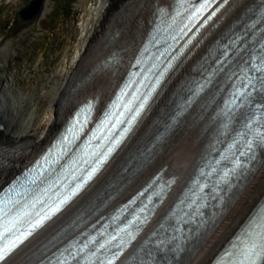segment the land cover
Here are the masks:
<instances>
[{
	"label": "bare ground",
	"instance_id": "6f19581e",
	"mask_svg": "<svg viewBox=\"0 0 264 264\" xmlns=\"http://www.w3.org/2000/svg\"><path fill=\"white\" fill-rule=\"evenodd\" d=\"M85 1L87 0H82V15L78 19L82 34L74 46L73 56L68 65L59 70L57 80L43 98L36 104L34 101L38 97L31 94L20 91L12 93L11 89L4 87L0 90V159L4 164L3 169L23 166L37 157L73 109L89 96L100 94L101 105L107 102L143 40L144 28L152 15L153 4L157 2L95 0L96 5L87 9L83 6ZM253 1L260 2L239 0L223 22L227 21L229 26L232 25L237 18L231 15L238 5L244 2L236 12L241 17L244 11L239 12L242 9L247 11ZM195 57L196 55L188 65L183 66L185 68L177 77H180L186 68L190 71L193 69L192 66L197 61ZM190 77L187 76L181 81L177 95L184 92ZM170 89L171 87L166 93ZM177 95H172L168 107L173 106ZM26 96L31 100L28 113L27 106L24 107ZM207 107V103L196 107L153 149L150 145L159 137L156 127L166 107L160 116H157L159 120L155 127L149 129L148 124L152 119L150 114L139 126L132 143L116 159L115 164L109 167L108 174L93 188L86 208L92 209L97 204L98 208L109 200L110 206L115 205L132 194L159 169H164L166 179L174 181L172 191L178 193L188 178L190 169L192 171L194 163L208 147V140L211 139ZM145 128L149 130L139 139V134L144 132ZM261 164L258 174L247 176L243 180L245 191L235 192L229 203L210 222L213 229L190 245L192 253L201 255L194 264H210L247 216L258 206L264 196V154ZM0 175L3 176L4 172ZM23 258L19 257L13 264H26L30 257Z\"/></svg>",
	"mask_w": 264,
	"mask_h": 264
},
{
	"label": "rangeland",
	"instance_id": "374dc122",
	"mask_svg": "<svg viewBox=\"0 0 264 264\" xmlns=\"http://www.w3.org/2000/svg\"><path fill=\"white\" fill-rule=\"evenodd\" d=\"M28 1L0 0V90L31 94L37 104L73 56L82 34V0H44L39 15L19 23L15 13ZM95 5V0L83 4L87 9ZM25 98L28 113L31 100Z\"/></svg>",
	"mask_w": 264,
	"mask_h": 264
},
{
	"label": "snow or ice",
	"instance_id": "6c2138e0",
	"mask_svg": "<svg viewBox=\"0 0 264 264\" xmlns=\"http://www.w3.org/2000/svg\"><path fill=\"white\" fill-rule=\"evenodd\" d=\"M224 2L226 3L227 0H224ZM203 7L204 5L201 6V8ZM196 11L199 12L201 9H197ZM185 27H187V25H185ZM181 31H183V29H181ZM224 55L227 57L228 53L225 52ZM248 72L253 74L249 75ZM241 79L243 80L242 87L237 89L234 94L235 100H239L240 104L237 105L233 102V108L240 107L244 103L251 101L255 93H264V44L261 45L258 54L250 58L247 72H245V75L242 76ZM159 82V79H157L156 83L159 84ZM146 99L147 98H145V103ZM254 106L257 108H264V104H255ZM144 107V103L139 105L132 120H135L136 116L140 115V112ZM229 111H231V109H229ZM121 115H123V113H121ZM117 123H121V121L117 120ZM254 123L256 122L249 121L247 125L248 132L246 133L249 138L244 142L243 147L245 150H242L239 153L240 157L247 155L250 160H255V153L258 148H264V127H261L258 123L253 127ZM128 124L129 127L123 129L121 138L130 130L132 121H129ZM119 143L120 138L114 142L113 147L108 148L107 152L100 157L96 165L88 170L84 179L72 186L61 198L54 201V204H45L43 201H40L39 203H41L42 207L39 211H35L34 215L29 212L24 213V216L30 217L28 220L30 226L26 231L19 232L14 239H11L8 243L0 246V264H2V262L15 250L16 247H18L19 244L23 243V241L27 239L28 236L32 235L36 229L41 227L45 221L51 219L55 213L59 212L64 205L83 189L84 185L95 176L99 171L100 166L108 159L109 155L114 150V147ZM233 164L234 167L225 172L223 178L234 175L241 169L247 168L248 161L240 160V158L237 157L233 161ZM213 171H215V169H213ZM224 182L228 183L227 180ZM205 187H207L206 184L200 188V191L202 192ZM56 195L59 197V192H57ZM157 195H159V193ZM149 202H151V198ZM146 207L147 206H145V208ZM32 208L35 209V205H32ZM145 208H141V212H144ZM190 208L192 211L188 213L189 215H191L192 212H195L197 215L200 214L199 207L196 206L195 200L191 201ZM137 219L140 220L141 218L137 217ZM33 220L34 222H32ZM147 220L148 216L145 215L141 220V223H144ZM184 233L185 229L182 223L172 221L167 227L161 224L159 229L151 234V238L145 241L144 247L139 250V264H174V260L179 258L185 250V245L189 242V239L185 237ZM126 234L129 238H134L132 233ZM112 239H116V237H112ZM91 243H95V238H92ZM123 243L124 241L122 239L120 244L122 245ZM119 246L120 245H117V247ZM87 247L88 244H84L83 248H80L76 253L69 252V256L72 259H75L76 256L83 252ZM104 247V244L100 245V248ZM122 250L123 249H121V251ZM119 254V252L115 253L113 259L118 258ZM261 255H264V244L250 241L248 247L243 251L244 259L241 261V264H256V260L259 259ZM49 264H53V262L50 261ZM54 264H68V257H64L62 260L57 259ZM101 264H103V262H101ZM108 264H113V261L109 260Z\"/></svg>",
	"mask_w": 264,
	"mask_h": 264
},
{
	"label": "water",
	"instance_id": "95a60500",
	"mask_svg": "<svg viewBox=\"0 0 264 264\" xmlns=\"http://www.w3.org/2000/svg\"><path fill=\"white\" fill-rule=\"evenodd\" d=\"M43 0H30L23 8L19 9L16 18L19 22L33 19L40 11Z\"/></svg>",
	"mask_w": 264,
	"mask_h": 264
}]
</instances>
